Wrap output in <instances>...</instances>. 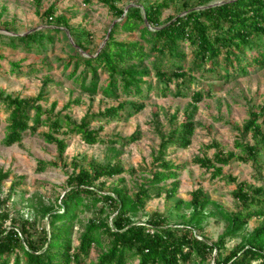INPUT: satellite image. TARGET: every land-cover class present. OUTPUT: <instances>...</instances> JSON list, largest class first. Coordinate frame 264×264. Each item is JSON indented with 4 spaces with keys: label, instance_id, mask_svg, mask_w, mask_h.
<instances>
[{
    "label": "trees",
    "instance_id": "1",
    "mask_svg": "<svg viewBox=\"0 0 264 264\" xmlns=\"http://www.w3.org/2000/svg\"><path fill=\"white\" fill-rule=\"evenodd\" d=\"M102 1L117 18H122L112 28L104 47L94 55L76 52L61 63L65 70L72 68L69 78L83 92L91 96L101 94L104 98L115 100L125 96L136 101L122 102L97 114L87 113L77 122L70 115H63V112L73 104H80V99L67 103L60 112H56L57 102H53L49 108L44 107L51 77L44 79L43 87L35 97L23 98L0 90V127L3 123L1 116L6 115L1 141L4 146L21 144L27 133L35 135L41 128H47L44 139L56 146L58 159L62 161L68 143L58 137L60 133L79 135L85 144L91 146L105 143L101 136L102 127L92 129V123L103 120L110 122L124 115L130 118L142 112L146 108L143 99H147L154 90L149 80L151 76L158 82V90L163 96L191 97L195 107L203 100L202 93L196 91L189 96L186 90L191 88L196 74L204 77L212 73L221 77L224 72L225 78L229 79L247 75L255 67L264 69V0H222L221 4L216 5H211L212 0H182L184 14L165 22L160 21L164 7L168 6L165 3L132 6L125 14L115 5V1ZM40 2L36 0L37 7ZM41 16L55 20L58 27L18 36L0 33V44L44 53L54 44V34L62 32L61 26L72 35H78L77 38L83 34L89 35L71 27L65 16L55 18L54 4ZM120 30L138 33L139 41H118L115 35ZM77 44L84 50L79 40ZM187 45L193 57L190 64L185 51ZM147 60L149 65L141 67ZM12 66L13 70L20 69L17 64ZM103 71L109 77L105 84L100 85V73ZM172 84L177 87L175 92ZM194 115L195 112H186L179 126L167 137H162L155 158L157 166L154 171H149L148 179L137 184L133 195L125 186L119 185L104 191L107 183L101 179H113L127 172L119 162L103 164L91 161L88 167H80L75 159L73 171L68 176L66 193L60 203L58 199L55 203L40 199L31 205L34 216L25 220L14 217L6 209L12 193L26 178L16 176L8 197L0 198V264H88L94 247L102 251L93 264H128L132 260H137L138 264H264V185L253 187L238 183L233 193L238 202L237 212L225 211L202 188L193 191L190 201L176 203L178 209L183 204L191 209L189 218L182 216L185 222L181 228L174 227L168 217L158 213L145 222L136 219L144 213L152 199L160 198L163 194L167 200L176 197L180 167L167 161L165 152L169 145L181 149L190 147L196 130ZM173 118L177 119V116ZM260 118L263 119L262 123H259ZM263 124L264 108L261 107L260 111L251 112L250 119L242 127L244 135L252 133L255 144L237 141L235 148L243 152L240 155L235 151L225 152L214 145L218 150L213 158H196L195 162L208 170L214 169L212 176L217 178L223 175V167L230 165L234 159L245 163L256 161L264 150ZM139 139L140 133L136 131L129 137H116L110 142L114 144L113 147L119 143L124 148ZM57 165L58 162L39 161L37 170L43 172L49 166ZM10 176V171L0 169V195L2 183ZM232 180L236 181L234 178ZM119 181L124 182V179L120 178ZM169 181L172 182L167 185ZM211 205L220 210L228 226L218 241L210 244L203 234L202 223L207 215H214V212L206 213ZM86 211L95 212V217L88 220L79 245L74 246L75 224L79 221V214ZM253 218L262 219L263 225L256 227L245 241L225 255L227 241L236 238ZM43 220H48V228H39V222ZM9 221L11 224L7 226Z\"/></svg>",
    "mask_w": 264,
    "mask_h": 264
},
{
    "label": "rangeland",
    "instance_id": "2",
    "mask_svg": "<svg viewBox=\"0 0 264 264\" xmlns=\"http://www.w3.org/2000/svg\"><path fill=\"white\" fill-rule=\"evenodd\" d=\"M115 5L124 10L125 14L132 6L167 4L161 15V22L171 17L184 14L182 0H113ZM194 1V0H192ZM222 0H212L211 5L221 4ZM55 5V18L65 16L69 24L79 32L88 33V36L72 35L67 28L61 26L62 32L55 35V42L50 45L44 53L28 52L25 49H13L0 44V90L13 96L23 98L35 97L42 89L44 79L52 78L48 85L47 101L43 102L45 108H49L53 102H57L56 112L77 99L81 103L73 104L63 115H70L75 121L80 122L87 113L97 114L106 108L118 106L119 103L136 101L135 98L122 96L120 99L104 98L101 94L91 96L69 78L72 68L64 69L62 60L76 52L89 55L95 54L104 47L108 36L114 25L121 21L110 10L102 0H41L37 7L36 0H0V33L9 36L23 35L40 29L58 27L55 20L43 18L41 15L51 6ZM193 5H195L192 2ZM125 15L123 16V18ZM151 27V26H150ZM154 27V26H153ZM115 39L124 42L139 41L138 33H128L120 30ZM80 41L82 50L78 46ZM187 61L193 60L191 49L185 47ZM13 64L20 66L19 70H13ZM149 65V61L142 63L141 67ZM82 68L80 69V71ZM108 73H100V85L108 81ZM154 85V90L149 97L143 100L146 108L133 117L125 115L110 122L103 120L92 123V129L102 127L101 136L106 140L103 144L87 145L79 135L60 133L58 137L65 139L68 148L64 159H58L57 148L54 144L45 141L43 134L47 128H41L37 134L27 133L21 144L7 147L2 144L5 131V118L0 127V169L4 172L10 171L11 176L2 185L1 199H6L10 194V187L16 176H25L22 184L12 193L6 209L17 218L28 219L34 216L31 205L42 199L46 203H59L67 190V180L73 171L72 163L76 159L80 167H88L91 161L98 163L119 162L127 172L113 179H101L106 181L104 191H110L114 186H125L129 194L133 195L137 184L149 178V171H154L157 164L155 158L161 147L162 137H167L170 132L179 126L186 112H195L194 122L195 134L192 144L187 149L169 145L165 152V159L178 165L179 189L176 197L170 200L163 194L160 198H154L146 205L144 213L139 214L136 219L145 222L153 214L168 217L169 223L174 227L181 228L185 219L191 215V209L183 204L180 209L176 203L191 200V193L199 188L204 189L212 201L217 203L227 212H237L238 202L233 193L238 183H247L249 186L259 187L264 185V150L259 154L256 161L247 163L233 160L230 165L223 167V175L213 178L214 169H207L195 162L196 158H213L218 148L227 151H235L243 154L241 149L235 148L237 141L255 144L252 133L245 134L242 127L250 119L252 111H260L264 108V69L255 67L250 69L247 75H237L226 79L224 72L222 76L209 73L204 77L198 73L192 81L191 88L186 90L189 96L193 92L200 91L203 100L195 107L192 105L191 97L180 98L173 94L163 96L158 90V82L154 77L149 78ZM175 92V84L171 86ZM177 116V119L173 118ZM263 119H259L262 123ZM264 126V124H263ZM66 131V129H64ZM140 133V139L124 148L121 145L112 144L110 141L116 137H129L134 132ZM114 149V150H112ZM58 162L57 166H49L45 171L39 172L38 162ZM135 170L131 172V170ZM120 178L124 182L119 181ZM234 178L236 181L233 182ZM169 181L167 185H170ZM170 187V186H169ZM202 223L203 234L211 244L218 241L227 230L228 221L225 220L220 210L211 205ZM107 214L104 215L106 217ZM95 217V212L86 211L79 214V221L75 224L73 231L74 246L79 245V238L90 218ZM10 221L6 224L9 226ZM263 225L262 219L253 218L248 226L244 228L236 238L227 241L224 254L227 255L237 247L256 227ZM39 228L46 226L48 220L39 222ZM101 249L94 247L91 250L88 264L96 262ZM215 255V253H214ZM128 264H138L132 260ZM258 264V263H254Z\"/></svg>",
    "mask_w": 264,
    "mask_h": 264
},
{
    "label": "water",
    "instance_id": "3",
    "mask_svg": "<svg viewBox=\"0 0 264 264\" xmlns=\"http://www.w3.org/2000/svg\"><path fill=\"white\" fill-rule=\"evenodd\" d=\"M110 36H108L107 40L109 39Z\"/></svg>",
    "mask_w": 264,
    "mask_h": 264
},
{
    "label": "crops",
    "instance_id": "4",
    "mask_svg": "<svg viewBox=\"0 0 264 264\" xmlns=\"http://www.w3.org/2000/svg\"><path fill=\"white\" fill-rule=\"evenodd\" d=\"M27 33H28V32H27ZM24 34H26V33H24ZM24 34H23V35H24Z\"/></svg>",
    "mask_w": 264,
    "mask_h": 264
}]
</instances>
